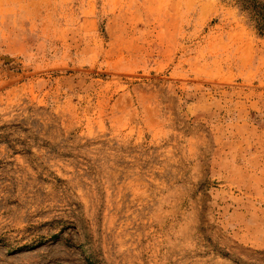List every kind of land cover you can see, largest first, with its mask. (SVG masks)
<instances>
[{"label": "rangeland", "instance_id": "obj_1", "mask_svg": "<svg viewBox=\"0 0 264 264\" xmlns=\"http://www.w3.org/2000/svg\"><path fill=\"white\" fill-rule=\"evenodd\" d=\"M0 264H264V0H0Z\"/></svg>", "mask_w": 264, "mask_h": 264}]
</instances>
